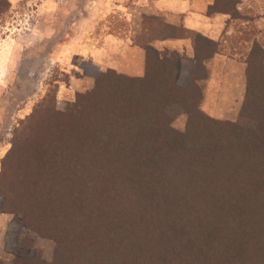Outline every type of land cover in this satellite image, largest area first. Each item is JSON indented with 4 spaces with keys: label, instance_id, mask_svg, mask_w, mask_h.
Segmentation results:
<instances>
[{
    "label": "trees",
    "instance_id": "1",
    "mask_svg": "<svg viewBox=\"0 0 264 264\" xmlns=\"http://www.w3.org/2000/svg\"><path fill=\"white\" fill-rule=\"evenodd\" d=\"M239 2L215 0L208 13L241 17ZM11 7L0 0V20ZM143 23L141 75L84 63L91 89L64 111L49 89L15 127L0 170L12 264H264V46L245 54L243 125L202 107L205 60L220 43L176 33L193 40L188 69L153 45L172 35L163 20ZM172 104L188 114L183 131ZM38 236L55 242L51 261Z\"/></svg>",
    "mask_w": 264,
    "mask_h": 264
},
{
    "label": "rangeland",
    "instance_id": "2",
    "mask_svg": "<svg viewBox=\"0 0 264 264\" xmlns=\"http://www.w3.org/2000/svg\"><path fill=\"white\" fill-rule=\"evenodd\" d=\"M12 1L15 3L0 20V170L12 146L15 127L48 91H56V107L64 111L78 92L94 86L95 78L85 72L83 64L92 62L99 66L89 58L100 56L98 47L108 48L101 56L106 64H114L116 70L128 75L139 73L138 62L129 57L133 49L127 42L131 23L126 12L135 9V0ZM249 26L247 34L240 35L235 43L244 55L254 40L264 46V21ZM108 33L121 41L120 51L117 45L106 41ZM182 61L190 69L191 61L184 58ZM168 110L173 127L183 131L188 120L185 107L172 104ZM233 121L250 125L239 113ZM12 219L13 214L3 212L0 206V260L6 264H12L14 259V253L7 248V234L13 233ZM35 247L41 250L45 260H52L55 242L51 238L38 236Z\"/></svg>",
    "mask_w": 264,
    "mask_h": 264
},
{
    "label": "crops",
    "instance_id": "3",
    "mask_svg": "<svg viewBox=\"0 0 264 264\" xmlns=\"http://www.w3.org/2000/svg\"><path fill=\"white\" fill-rule=\"evenodd\" d=\"M214 2L215 0H135V9L126 12L127 20L131 23L127 42L131 43V50L133 49V54L129 57L138 62V75H141L145 68V52L133 43V37L141 34L144 16L160 17L172 34L171 37L153 42L162 57L182 60L184 58L193 62L195 58L193 40L185 35L176 36V33L182 30L197 32L219 42L222 51L214 53L205 60L208 77L205 80L202 107L215 118L233 120L239 113L245 96L248 65L245 55L242 51H238L239 48L235 43L238 42L240 35L247 34L245 31L249 29L250 23L264 21V0H240L237 9L241 17L238 18L233 17L228 11L208 13L209 6ZM89 18L90 13L87 16V19ZM157 25L163 24L159 22ZM106 41L117 45L120 51L121 41L116 35L108 33ZM107 49V47L103 49L98 47L96 50L100 56L89 58L95 60L101 67L116 68L114 64H106L101 57Z\"/></svg>",
    "mask_w": 264,
    "mask_h": 264
}]
</instances>
